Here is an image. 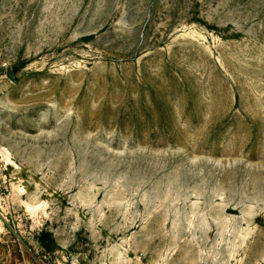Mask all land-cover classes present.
<instances>
[{"label": "rangeland", "instance_id": "rangeland-1", "mask_svg": "<svg viewBox=\"0 0 264 264\" xmlns=\"http://www.w3.org/2000/svg\"><path fill=\"white\" fill-rule=\"evenodd\" d=\"M0 264H264V0H0Z\"/></svg>", "mask_w": 264, "mask_h": 264}, {"label": "trees", "instance_id": "trees-1", "mask_svg": "<svg viewBox=\"0 0 264 264\" xmlns=\"http://www.w3.org/2000/svg\"><path fill=\"white\" fill-rule=\"evenodd\" d=\"M39 240L42 246L47 250H53L55 247V240L49 232H42Z\"/></svg>", "mask_w": 264, "mask_h": 264}]
</instances>
